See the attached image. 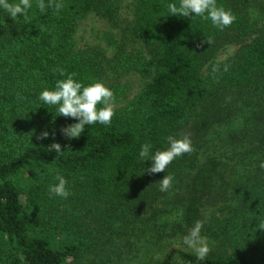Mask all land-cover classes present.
I'll return each mask as SVG.
<instances>
[{"label":"trees","instance_id":"trees-1","mask_svg":"<svg viewBox=\"0 0 264 264\" xmlns=\"http://www.w3.org/2000/svg\"><path fill=\"white\" fill-rule=\"evenodd\" d=\"M122 1L62 0L65 7L56 15L52 8L41 13L37 0H31L27 19L18 16L15 21L0 9V25L10 21L16 27L11 40H0V264L78 260L97 245V234L74 211L76 198L102 206L96 218L101 232L114 230L124 213L123 223L129 222L133 212L153 205L155 184L177 163L174 160L165 173L149 174L151 161L141 160V146L150 143L154 155L169 147V135H204L218 121L221 104L236 91L264 86V26L246 42L252 34V5L257 1L264 7V0H217V6L236 16L224 30L197 16L169 14L167 5L178 0H131L133 17L124 35L141 43L148 58L127 52L110 37V59L97 46L76 50L78 23L95 14L116 24ZM225 45L239 47L231 58L218 62L216 55ZM217 63L220 70L214 73ZM224 64L230 65L227 72ZM56 68L66 75L76 73L74 79L85 86L105 84L108 73L135 72L147 82L131 101L115 109L110 126L88 125L78 138L69 139L60 130L78 121L58 115V106L38 99L41 91L54 89L57 80L66 78L53 72ZM105 85L116 99L124 95L117 84ZM44 131L48 138L38 140ZM53 143L61 145V153L50 150ZM258 143L264 160V130ZM219 167L216 160L195 166L177 229H191L198 221ZM26 174L34 180L28 189ZM57 174L68 181L72 194L67 199L51 196V207L45 208L44 196L49 185L58 183ZM258 177L260 183H233L238 197L207 230L219 242V251L204 261L179 252L184 264H264V230L257 228L264 223V168Z\"/></svg>","mask_w":264,"mask_h":264},{"label":"rangeland","instance_id":"rangeland-1","mask_svg":"<svg viewBox=\"0 0 264 264\" xmlns=\"http://www.w3.org/2000/svg\"><path fill=\"white\" fill-rule=\"evenodd\" d=\"M130 2L131 0L122 1L119 15L114 20L116 24L95 14L87 15L78 23L74 37L75 49L97 46L110 59L114 54L110 37L124 44L127 52L148 58L147 50L141 43L124 35V30L131 25L133 17ZM251 17L252 34L246 42H250L264 26V7L257 1L252 5ZM3 19L1 13L0 21ZM6 25H0L2 42L11 40V30L16 28L10 21ZM238 47L225 45L216 55V60L223 62L231 58ZM146 82V78L135 72L120 75L108 73L105 79V84H117L123 88L124 95L116 99L115 109L122 108L131 101ZM235 93L225 105L221 104L220 112L215 115L218 121L204 135L196 136L186 131L181 136H190L194 151L175 159L176 167L166 174L174 177L172 187L161 192L159 180L155 184L156 197L153 205L133 212L129 222L123 223L127 218V213H124V220L117 222L114 230L101 232L97 229L96 218L102 206L87 205L75 199L74 211H79L84 224L96 232L97 245L68 264H184L178 253H195L182 242L190 229H177L182 223L179 219L180 210L188 200L195 166L210 160L218 161L221 167L213 181L211 192L203 198L198 220L203 221L201 236L207 239L212 249L209 254L219 251V242L211 238L207 230L215 219L226 214L228 207L238 197L233 183L243 186L254 184L259 180L258 173L262 169L260 165L264 161L258 148V138L261 130H264V86L240 89ZM29 177V174L24 175L25 189L34 184V180ZM243 190L242 187L240 191ZM50 201V195L46 194L43 201L45 208L51 207Z\"/></svg>","mask_w":264,"mask_h":264},{"label":"clouds","instance_id":"clouds-1","mask_svg":"<svg viewBox=\"0 0 264 264\" xmlns=\"http://www.w3.org/2000/svg\"><path fill=\"white\" fill-rule=\"evenodd\" d=\"M36 7L41 13L46 9L52 8L56 15L64 9L65 5L62 0H37ZM32 8L31 0H18L16 3H10L9 0H0V9L4 10L14 21L18 16H24L27 19V10ZM169 14L173 16L189 17L197 16L204 20H210L212 25L224 30L230 27L236 20V16L223 6H217V0H178L177 3L167 5ZM211 43L210 40L207 41ZM230 65L224 64L223 71L227 72ZM219 63L213 66L212 71H219ZM65 79L57 80L54 89H44L40 92L38 99L45 105L58 106V115L73 118L77 123L68 125L60 131L67 138H78L85 130V126L101 124L110 126L115 115L116 98L111 89L103 82H94L85 86L82 82L74 79L76 73L66 75V70L61 68L53 69ZM230 99V98H228ZM54 136L55 133L53 132ZM49 133L42 132L37 139H47ZM169 147L166 150H157L154 155L151 154L152 145L144 143L141 146L139 156L141 160L151 161V167L146 171L149 174L165 173L166 168L178 157L184 154H190L194 151L190 136L185 135L182 138H176L172 135L166 137ZM50 150L61 153V145L53 143ZM264 168V163H261ZM58 183L49 185L48 191L51 196L67 199L72 193L68 188V181L64 176L57 174L55 176ZM172 175H164L160 180V191H168L173 184ZM203 221H196L195 225L189 230L188 234L183 237V244L192 250L196 258L204 261L212 251L207 239L201 236ZM257 228L264 230V223L257 225Z\"/></svg>","mask_w":264,"mask_h":264}]
</instances>
